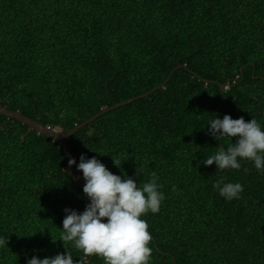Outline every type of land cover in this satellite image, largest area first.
<instances>
[{
    "label": "trees",
    "instance_id": "16d2710c",
    "mask_svg": "<svg viewBox=\"0 0 264 264\" xmlns=\"http://www.w3.org/2000/svg\"><path fill=\"white\" fill-rule=\"evenodd\" d=\"M179 65L164 88L76 132L73 157L141 186L157 174L165 199L142 217L150 264H264V173L203 163L232 143L207 134L210 119L264 124V0H0V102L51 128L70 131ZM67 161L59 141L0 113V264L83 255L60 239L64 209L89 202ZM221 178L244 186L239 199L219 195Z\"/></svg>",
    "mask_w": 264,
    "mask_h": 264
},
{
    "label": "clouds",
    "instance_id": "9594fccd",
    "mask_svg": "<svg viewBox=\"0 0 264 264\" xmlns=\"http://www.w3.org/2000/svg\"><path fill=\"white\" fill-rule=\"evenodd\" d=\"M207 126V134L219 141L230 138L232 143L227 147L219 144L215 154L203 159L206 166L215 162L216 170H239L242 161H250L258 172L264 173V124L256 118L246 121L243 116L234 119L225 114L223 118L217 115L210 119ZM233 137L237 138L235 142ZM112 158L115 166L122 165V161L113 155ZM68 165H75L82 172L83 194L89 202L82 212L64 209L60 239L63 243L72 242L83 255L77 261L66 248L65 252L42 259L32 256L27 264H88L86 258L92 256L102 258L104 264H150L152 237L142 217L149 212L158 213L165 199L157 174L152 172L151 179L141 186L126 172L123 176L113 173L95 156L81 154L78 164L73 157ZM213 187L228 201L239 199L244 191L241 183L223 178ZM4 247H8V238L0 236V248Z\"/></svg>",
    "mask_w": 264,
    "mask_h": 264
},
{
    "label": "water",
    "instance_id": "95a60500",
    "mask_svg": "<svg viewBox=\"0 0 264 264\" xmlns=\"http://www.w3.org/2000/svg\"><path fill=\"white\" fill-rule=\"evenodd\" d=\"M181 67H187V65H179L170 75L169 77L165 80V82H163L162 84L158 85L157 87H155L154 89L150 90L147 93L135 96L133 98H130L128 100H124L121 102H117L112 106H107L105 108H103L101 111H99L97 114H95L93 117H91L90 119L84 121L81 124H78L75 126V128H73L70 131H62L59 130L57 128H51L35 119H32L28 116H26L25 114H23L20 111H14L9 109L8 107H6L5 105H3L0 102V113L10 117V118H15L27 125H29L30 127L34 128L35 130H37L39 133L44 134L50 138H52L53 140L59 141L61 144L64 145V147L66 148L67 152H68V160L70 158H73V150H72V146L69 142V139L76 133L78 132L81 128L87 126L88 124L92 123L93 121L97 120L100 116H102L103 114L116 109L120 106L126 105L128 103H131L135 100L147 97L149 95H151L152 93L156 92L159 89H162L166 86V84L170 81V79L172 78L173 74L175 73L176 70H178ZM199 77H201L200 75H198ZM208 82H212L211 80H207ZM226 85H222V89H226ZM66 170L67 172L71 175V177L76 181V183L81 186L83 188L84 186V181L82 179H80L76 173L73 170V166L69 167L68 165V161H67V165H66Z\"/></svg>",
    "mask_w": 264,
    "mask_h": 264
}]
</instances>
